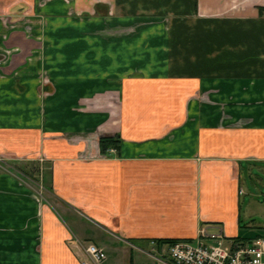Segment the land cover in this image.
I'll list each match as a JSON object with an SVG mask.
<instances>
[{
    "label": "crops",
    "instance_id": "1",
    "mask_svg": "<svg viewBox=\"0 0 264 264\" xmlns=\"http://www.w3.org/2000/svg\"><path fill=\"white\" fill-rule=\"evenodd\" d=\"M0 159V264L264 237V0H0Z\"/></svg>",
    "mask_w": 264,
    "mask_h": 264
},
{
    "label": "built area",
    "instance_id": "2",
    "mask_svg": "<svg viewBox=\"0 0 264 264\" xmlns=\"http://www.w3.org/2000/svg\"><path fill=\"white\" fill-rule=\"evenodd\" d=\"M109 153L115 154L116 149ZM74 244L84 256L81 264L106 263L107 253L99 245L77 239ZM153 257L156 264H264V237L228 241L221 228L201 226L196 238L168 243L163 255Z\"/></svg>",
    "mask_w": 264,
    "mask_h": 264
},
{
    "label": "rangeland",
    "instance_id": "3",
    "mask_svg": "<svg viewBox=\"0 0 264 264\" xmlns=\"http://www.w3.org/2000/svg\"><path fill=\"white\" fill-rule=\"evenodd\" d=\"M32 166L30 167H25V169L30 170ZM34 167V168H33ZM33 169H37L36 166L33 165ZM30 172V171H29ZM23 174H25V176H29V177H23L21 174L20 176L24 179V181L26 183H29L30 185H32L35 190L39 191L40 195L43 196L44 198L48 199V200H52L48 195V193L46 191H44L43 189H41L38 185V181L39 177L35 176L36 173H34V175L30 176L28 173L23 172ZM262 177V180L259 179H254L251 180L248 176H246L244 178V182H245V188L247 190L248 195L245 196V198H250L252 197V199H254L255 201H258L259 203L263 204L264 207V176H260ZM244 216V213H243ZM245 217V216H244ZM253 226H260L264 224V221L262 220L261 217H257L255 219V221H251L249 222V219L245 218L243 220V225L245 226L246 223H253ZM257 231H259V229L255 228ZM252 229H248L246 230V234L253 236V234H251ZM102 235V233H100ZM105 235V242L107 244V246L110 248V255H111V260H117L118 262H120L121 264H131V259L129 257V248L128 247H122L124 245H120L117 243H114V238L111 237L110 235L104 234ZM95 243V242H94ZM97 244V243H95ZM151 250V249H149ZM135 257L136 259L134 260V264H155L154 260H152L151 258H149L148 256L145 255H139L138 253H135Z\"/></svg>",
    "mask_w": 264,
    "mask_h": 264
},
{
    "label": "trees",
    "instance_id": "4",
    "mask_svg": "<svg viewBox=\"0 0 264 264\" xmlns=\"http://www.w3.org/2000/svg\"><path fill=\"white\" fill-rule=\"evenodd\" d=\"M25 10H26V7H22L20 9L16 10V12L22 13ZM120 143H121V139H120L119 135L101 137L99 139V147H100L101 154L105 155V156H109L110 155V153H109L110 149H116L118 151L120 149ZM32 167L30 170L24 169L23 172L28 173L30 176L34 175V173H36L37 170L33 169L34 167L33 168ZM174 241H176V240H168L167 242L172 243Z\"/></svg>",
    "mask_w": 264,
    "mask_h": 264
},
{
    "label": "flooded vegetation",
    "instance_id": "5",
    "mask_svg": "<svg viewBox=\"0 0 264 264\" xmlns=\"http://www.w3.org/2000/svg\"><path fill=\"white\" fill-rule=\"evenodd\" d=\"M25 13V11L24 12H22V13H18V14H20V15H16V16H21L20 18H22V15ZM13 16H14V14H13ZM18 19H14V17H12L11 18V22H15V21H17Z\"/></svg>",
    "mask_w": 264,
    "mask_h": 264
}]
</instances>
